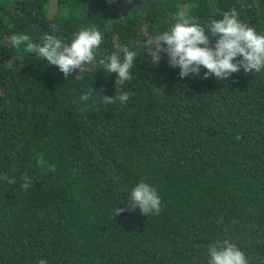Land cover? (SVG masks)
Segmentation results:
<instances>
[{
  "label": "trees",
  "instance_id": "1",
  "mask_svg": "<svg viewBox=\"0 0 264 264\" xmlns=\"http://www.w3.org/2000/svg\"><path fill=\"white\" fill-rule=\"evenodd\" d=\"M232 8L264 34V0H0V176L16 181L0 180V264H208L224 240L264 264V70L181 79L166 53L151 56L178 18L207 26ZM93 26L97 57L137 52L132 80L116 84L96 61L65 79L9 43H70ZM139 182L156 188L160 214L113 217Z\"/></svg>",
  "mask_w": 264,
  "mask_h": 264
},
{
  "label": "clouds",
  "instance_id": "2",
  "mask_svg": "<svg viewBox=\"0 0 264 264\" xmlns=\"http://www.w3.org/2000/svg\"><path fill=\"white\" fill-rule=\"evenodd\" d=\"M221 15V19H213L207 26H202L195 18H178V22L169 30L155 38L157 43L151 55L153 63L159 62L160 53H166L168 65L179 68L181 79L199 77L201 68L205 69L202 78L214 76L217 80L228 79L241 69L244 73L264 70V34H258L255 28L241 22L236 8L224 11ZM50 27L56 30V25ZM102 40L101 32L93 26L76 32L70 43L52 34H44L40 44L32 42L26 34H14L9 38V43L17 50L21 45H26L27 52L35 53L37 58H43L49 65L58 66L65 79L74 71L81 73L86 64L96 61L107 73L117 74L116 84L123 85L132 80L131 70L137 52L129 50L127 46L117 45V51L97 57ZM80 99L89 100L90 93L83 94ZM100 99L104 104H113L117 100L124 104L129 97L125 94L118 97L101 94ZM35 160L38 166L55 171V165L49 164L42 154H37ZM0 180L16 182L6 175L0 176ZM21 180V190L27 191L32 186L31 177L25 174ZM124 204L125 207L114 209L113 217L137 209L145 217L159 215L162 211L156 188L145 182L137 183L130 190ZM207 256L208 264H249L244 252L228 240L211 243L207 248ZM37 264H48V261L40 259Z\"/></svg>",
  "mask_w": 264,
  "mask_h": 264
}]
</instances>
